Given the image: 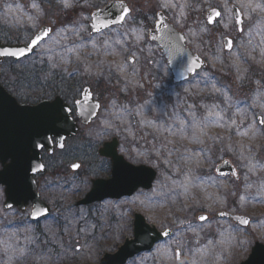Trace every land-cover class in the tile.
<instances>
[{"label":"rangeland","instance_id":"rangeland-1","mask_svg":"<svg viewBox=\"0 0 264 264\" xmlns=\"http://www.w3.org/2000/svg\"><path fill=\"white\" fill-rule=\"evenodd\" d=\"M40 1L42 6L33 0H0L1 42L28 43L43 25L56 26L61 13L81 3L70 0L65 8L61 0ZM107 1L89 0L83 6L92 12ZM129 2L144 12L152 6L168 11L208 68L174 86L160 51L148 45L143 25L136 30L135 46L129 47L110 40L116 31L93 37L71 23L57 27L33 59L4 62L1 82L22 102L36 103L56 95L72 98L67 81L57 84L54 73L66 77L70 60H77L89 72L83 86L94 90L102 110L84 129L85 142L71 140L57 151L66 160L62 153L50 160L59 159L43 175L41 194L52 214L40 225L28 215L5 211L0 189V264H96L133 237L136 213L174 235L128 264H241L254 243H264V124L258 121L264 120V0ZM232 4L244 15L242 33ZM214 7L222 18L211 29L205 13ZM25 36V42L18 41ZM227 37L234 40L231 52L223 47ZM41 66L47 74H34V67ZM113 137L120 139V153L131 164L158 172L153 189L77 207L93 179L110 177L98 149ZM225 160L234 165L238 179L216 174ZM76 162L82 168L74 172L70 166ZM55 167L63 168V178L53 177ZM68 182L70 190L64 189ZM221 213L246 216L252 223L244 229L219 218ZM201 215L208 221L200 223Z\"/></svg>","mask_w":264,"mask_h":264},{"label":"water","instance_id":"water-1","mask_svg":"<svg viewBox=\"0 0 264 264\" xmlns=\"http://www.w3.org/2000/svg\"><path fill=\"white\" fill-rule=\"evenodd\" d=\"M120 4L127 7L126 3L114 2L109 4L105 9L94 13L93 16L100 15L101 18L107 17L109 20L113 17L118 18L120 10L118 7L113 6ZM217 11L220 12V10L214 9L210 10L207 14L208 23L210 18L212 19V22L209 23L211 26L221 18V15L219 17L214 16V13ZM232 11L235 21L238 15L242 19V24H237L238 31L242 32L243 15L236 6H232ZM162 16L163 14L159 15L157 31L151 33V41L157 42L163 49V53L173 73V83L181 84L189 80L197 72L203 70L207 65L198 55L193 54L191 50L186 47L184 35L176 31L174 26L170 25L167 19ZM161 21L164 23L161 24ZM115 25L117 24L113 26ZM44 29L52 28L42 27L39 32ZM93 32L98 33L94 30ZM228 41L232 42L231 49H229L227 45ZM224 44L227 51L232 50V39H225ZM27 46H29V44L5 45L0 42V52L5 49L18 51ZM37 47L20 58L0 56V64L5 58L20 60L28 57L33 54ZM131 61L133 62V60ZM189 69L194 70L190 71ZM84 99L87 102L82 108L79 106V109L85 112L87 116L86 124H90L97 118L100 111V104L92 99V94L89 89L85 90ZM261 120L260 117L259 121ZM75 130L77 129L70 116V110L67 105L63 104L60 98H56L53 102L43 101L37 106L20 105L18 101L10 96L0 85V163L4 168L0 171V184H7L9 178L13 184H17L16 186H11L7 191L6 209L19 207L24 210V204L31 201L34 203L33 214L36 210H44L46 213L35 219L32 214V220H39L50 213V208L47 204L40 199L39 194L33 191L35 186L32 176L44 170V166L41 163L40 152L43 148L48 150L51 149V139L53 137H58V148L62 149L64 148L65 139L76 134ZM61 144L63 145L62 147ZM41 145L43 147H41ZM119 145V140L115 138L111 142L104 144L99 150L100 156L109 158L112 161V177L108 181H94L90 193L83 200L79 201L77 206L91 205L108 198L120 199L123 197H131L139 189L150 190L153 187L157 172L150 167L144 165L134 166L127 162L126 159L119 154ZM8 161L12 162L9 166L7 165ZM16 168L21 169V172H18ZM216 171L221 177H227L229 175L237 177L236 170L229 161H224L220 164ZM21 181L24 183L19 185ZM202 216L207 217L205 215ZM221 216L229 217L245 228L249 227L251 223L250 218L245 216H231L227 214ZM200 217L201 216H199V220L201 222L208 219L207 217V219L202 221ZM241 220H247L249 223L247 225L242 224L240 222ZM133 227L134 238L127 239L115 254H105L99 264H127L129 260L144 252L151 251L157 243L172 235L170 230L159 231L153 224H149L146 218L141 214L135 215ZM165 232H167L168 235H164ZM241 264H264V244L257 243L253 248L250 258Z\"/></svg>","mask_w":264,"mask_h":264},{"label":"flooded vegetation","instance_id":"flooded-vegetation-1","mask_svg":"<svg viewBox=\"0 0 264 264\" xmlns=\"http://www.w3.org/2000/svg\"><path fill=\"white\" fill-rule=\"evenodd\" d=\"M86 1H89V0H80V2H81L80 5H75L74 7L68 9L67 13H61L57 18L58 22L56 23L57 25L54 26V29H56L57 27H64V26H67L68 24L70 25L71 23H73L75 27H79V28L85 27V28H87L88 31H90L92 13L95 10H93L91 12L88 8L84 7L83 3ZM110 1H114V0H109V1H107V3H109ZM116 1H125L126 3H128V5L131 8V13L127 16V18L125 19V22L122 25L117 26V27L109 30V31H116L117 32V33H115L114 37H112V34L109 35L110 40L116 41L117 45L119 43L120 44H126V45L129 44V47H134L135 42L137 40L135 37L136 36V30H137V28H139V25L145 26L146 30H148V35H149L150 31L155 28L156 22L158 20V13L159 12H163L169 18L170 22L172 23V18H171L168 11H164L161 9L159 10V9H156L152 6L151 9L147 8V11L144 12L143 7H140V8L138 7V8L133 9L129 0H116ZM107 3H105V4H107ZM208 27L211 29L214 28V27H210V26H208ZM180 32L186 36L185 30H182V31L180 30ZM92 36H94V35H92ZM147 43L150 47L157 48L160 51V48L157 44L150 42V41H148ZM159 54L161 56L160 58H162L164 60L163 56L161 55V51L159 52ZM115 55L117 56V58H119V56H120L119 50L116 51ZM128 55L129 54L127 53L126 57ZM73 60L74 59H71L69 64H68L67 76H66L67 84H68V90L73 96L68 101L65 100V102L68 104V106L70 108V113H71L70 116L74 120L73 122L77 125L78 130L77 131L75 130L76 134L74 136H71V138H67L65 140L66 145L71 140H76V141L80 140L82 142H85V136L83 135V132H84L85 128L89 127L88 125L85 126L82 122L85 115L84 114H78V110H77V103L82 99V93H83L85 87L90 86V85L83 86L84 85L83 80L85 79V77H87L89 75V72L86 70V68L84 66H82L83 68L78 66L80 63L79 61H77V60L73 61ZM7 61H15V60H6L5 62H7ZM152 61L153 60H150V62H152ZM164 62H165V60H164ZM42 69H45V68H42ZM41 72L42 71H39V72L37 71L36 73L40 74ZM93 93H94V90H93ZM94 98L101 102V100L98 99L95 96V94H94ZM32 104H35V103H32ZM58 140H59L58 137L52 138V143L54 144V148L52 151L48 152V151L44 150L41 152L42 162L45 166V170H44L45 173L49 169V166H56L57 165V162L59 161V159L54 160L53 163L50 162L51 159H55L56 155L62 153L63 159L64 160L67 159V157H64V155H65L64 152H57L55 150V145H57ZM101 160L104 162V166L107 168V171L108 170L110 171V175H111V172H112L111 161L108 159H105V158H101ZM63 163H64V161H63ZM7 164L9 166L12 164V162L8 161ZM71 166H70V168H71ZM1 168H2V166L0 165V170H2ZM16 170L18 172H21V169L16 168ZM11 172H12V170H11ZM44 174H37V175L32 176V179L34 180V186H35L33 188V191L36 194L37 193L40 194V197L42 198V200H44V199H43L42 194H41L42 193V180L41 179H42ZM49 176L50 175L46 176L45 181H48ZM59 176L63 178L65 176V172H64L63 168L57 169L55 167L54 171H53V177H59ZM15 178H17V177H15ZM8 181L9 182L7 184L0 185V189L2 190L3 196H4L3 209L5 211H16V212H20L22 215H28V218L31 222L30 218H31L33 211H34V203L33 202L30 201L27 204H24V210H21L19 207H13L10 210H6L4 208V205L7 201L8 189H10L11 186L17 185V184H13L11 182L10 178ZM23 183L24 182L21 181L19 183V185H21ZM71 187H72V185H70L68 182L64 189L70 190ZM44 201H46V200H44ZM47 204L51 207V205L48 202H47ZM42 221L43 220H40L36 223H33V222H31V223L40 225L42 223Z\"/></svg>","mask_w":264,"mask_h":264},{"label":"snow or ice","instance_id":"snow-or-ice-1","mask_svg":"<svg viewBox=\"0 0 264 264\" xmlns=\"http://www.w3.org/2000/svg\"><path fill=\"white\" fill-rule=\"evenodd\" d=\"M61 2L64 4V7H70V0H61ZM249 7H251V4L248 5ZM35 7V5H34ZM113 7H118L120 12H119V17H113L111 20H109L107 17L101 18L100 15H94L92 17L93 23L91 24V28L100 33L103 32L105 29H109L111 28L114 24H122L125 22L126 17L130 14L131 9L124 7L123 4L120 5H114ZM257 7H259V5H257ZM221 15V13L219 11L214 13L215 17H219ZM212 22V19L210 18L209 23ZM236 24L240 25L242 24V19L239 17V15L236 18ZM164 22L161 21V24H163ZM243 29L241 28V31ZM52 29H44L43 31L39 32L38 34H36L34 36V38H32L30 40L29 46H27L26 48H22L19 49L18 51H10L5 49L4 51L0 52V56H10V57H16V58H20L25 56L27 53L31 52L33 48L37 47L41 41H43L45 38H47L49 36V34L51 33ZM227 45L229 47V49H231L232 47V42L228 41ZM194 70V69H189ZM261 124H264V120L260 121ZM63 145L61 144V147ZM41 147H43L41 145ZM79 168V165H73V169ZM46 213L44 212V210H36L33 214V218H38L39 216L45 215ZM223 215V213H221ZM200 219L203 221L205 219H207V217H203L201 216ZM242 224L247 225L249 222L247 220H241L240 221ZM164 235H168L167 232L164 233ZM177 255H179V253H177Z\"/></svg>","mask_w":264,"mask_h":264},{"label":"trees","instance_id":"trees-1","mask_svg":"<svg viewBox=\"0 0 264 264\" xmlns=\"http://www.w3.org/2000/svg\"><path fill=\"white\" fill-rule=\"evenodd\" d=\"M20 1H22V0H20ZM24 1V0H23ZM33 1H36L37 3H41V6H42V2L40 1V0H33ZM52 5H54V3H52ZM44 6V5H43ZM6 28H3V30H5ZM6 31V30H5ZM24 38V39H23ZM23 38H18V41H21V40H26V36L25 37H23ZM11 40H13V39H11ZM9 41V42H12V41ZM211 173H213V172H211ZM33 246H35V245H33ZM33 246H31V247H33ZM28 253H30V254H32L33 253V250H29L28 251Z\"/></svg>","mask_w":264,"mask_h":264}]
</instances>
